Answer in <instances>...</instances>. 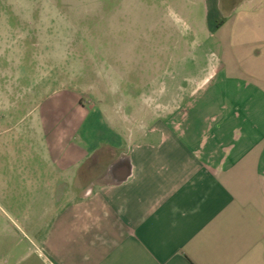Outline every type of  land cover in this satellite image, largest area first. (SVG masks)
<instances>
[{
  "label": "crops",
  "instance_id": "crops-1",
  "mask_svg": "<svg viewBox=\"0 0 264 264\" xmlns=\"http://www.w3.org/2000/svg\"><path fill=\"white\" fill-rule=\"evenodd\" d=\"M203 1L217 72L166 116L132 124L74 91L19 109L0 78L2 122L26 111L37 138L1 175L0 264H264V0Z\"/></svg>",
  "mask_w": 264,
  "mask_h": 264
},
{
  "label": "rangeland",
  "instance_id": "rangeland-1",
  "mask_svg": "<svg viewBox=\"0 0 264 264\" xmlns=\"http://www.w3.org/2000/svg\"><path fill=\"white\" fill-rule=\"evenodd\" d=\"M206 13L203 0H0V78L17 79L7 77L6 92L19 93V109L30 97L37 106L44 96L74 91L83 107L132 124L145 114L166 116L217 72L219 18ZM6 115L0 112V182L11 157L26 154L36 138L26 111L2 122ZM4 190L0 184V259L9 253L2 239L11 193Z\"/></svg>",
  "mask_w": 264,
  "mask_h": 264
}]
</instances>
